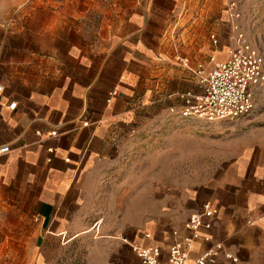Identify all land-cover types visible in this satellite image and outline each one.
Masks as SVG:
<instances>
[{
    "label": "crops",
    "instance_id": "obj_1",
    "mask_svg": "<svg viewBox=\"0 0 264 264\" xmlns=\"http://www.w3.org/2000/svg\"><path fill=\"white\" fill-rule=\"evenodd\" d=\"M222 1L133 0L100 29L99 44L87 39L94 0H31L10 17L9 35L86 38L39 57L0 53V145L11 147L0 156V264H142L133 247L150 245L165 260L173 231L185 235L184 221L208 200L218 212L186 264L208 250L205 264H264V145L210 181L172 189L144 220L104 215L105 169L123 156L143 108L180 113V94L201 89L196 65L208 71L226 58L228 46L214 33L213 47L202 23Z\"/></svg>",
    "mask_w": 264,
    "mask_h": 264
},
{
    "label": "rangeland",
    "instance_id": "obj_2",
    "mask_svg": "<svg viewBox=\"0 0 264 264\" xmlns=\"http://www.w3.org/2000/svg\"><path fill=\"white\" fill-rule=\"evenodd\" d=\"M230 1L236 2L240 13L234 20L226 16ZM132 3L133 0H94L88 22L94 30L87 39L94 44L103 41L105 35L100 29L115 24L117 11L128 12ZM213 6L221 9L219 15L202 21L206 27L205 39L212 44L210 35L215 33L220 38L218 46H228V50L234 36L230 28L237 25L257 49L264 70V0H223ZM6 27L0 28V53L4 56L9 48H14L20 59L59 52L67 43L84 42L86 38L72 32L63 36H14L8 34ZM6 70L0 66V73ZM134 130L123 156L105 169L109 179L103 181V186L108 188L109 202L104 215L109 219L125 210L127 221L144 220L156 205L165 203V195L172 189L210 181L238 156L264 145V83L256 87L254 108L244 117L207 121L184 117L165 107L143 108Z\"/></svg>",
    "mask_w": 264,
    "mask_h": 264
},
{
    "label": "built area",
    "instance_id": "obj_3",
    "mask_svg": "<svg viewBox=\"0 0 264 264\" xmlns=\"http://www.w3.org/2000/svg\"><path fill=\"white\" fill-rule=\"evenodd\" d=\"M227 9L234 19L240 16L235 1H230ZM232 31V46L227 50L224 60L215 62L208 71L202 63L196 65L195 72L201 89L195 93L180 94L183 100L180 110L182 116L207 121L233 120L252 112L255 89L264 83V70L257 49L245 38L239 27L233 25ZM210 37L212 44L217 46V36L211 33ZM177 60L182 65L188 64V58L185 56H178ZM2 91L3 84L0 82V94ZM16 106L17 102L13 101L8 108L15 109ZM50 134L56 135V131H51ZM49 150L52 151L53 148ZM10 151L9 144L0 145V156ZM217 212V207L208 200L203 203L200 211L191 213L183 223L187 233L179 237L178 230L173 231L175 240L169 245L165 260L160 258L161 253L157 246H135L133 249L142 264H186L190 244L200 237L208 239L202 231L212 227ZM213 253L211 250L204 252L197 259V264H205L206 258ZM226 256L231 257L230 254Z\"/></svg>",
    "mask_w": 264,
    "mask_h": 264
},
{
    "label": "clouds",
    "instance_id": "obj_4",
    "mask_svg": "<svg viewBox=\"0 0 264 264\" xmlns=\"http://www.w3.org/2000/svg\"><path fill=\"white\" fill-rule=\"evenodd\" d=\"M31 0H0V28L11 26L14 21L9 17L23 11Z\"/></svg>",
    "mask_w": 264,
    "mask_h": 264
}]
</instances>
